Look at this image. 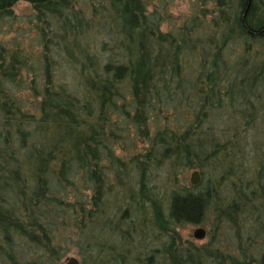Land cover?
<instances>
[{
  "label": "rangeland",
  "instance_id": "374dc122",
  "mask_svg": "<svg viewBox=\"0 0 264 264\" xmlns=\"http://www.w3.org/2000/svg\"><path fill=\"white\" fill-rule=\"evenodd\" d=\"M144 1L147 14L163 22V33L178 36L199 24L200 34L192 36L204 44L199 50L218 51L224 39L216 26L224 17L231 18L232 27H236L238 16L247 22L253 2L260 20L253 18L251 24L258 28V22H264V0H247L245 10L232 12L220 6L218 0ZM231 1L237 9L236 2ZM107 5L108 0H4L0 3V74L15 62L14 55L22 54L26 65L19 68L26 80L21 86L34 108L62 103L56 97L49 101V87L53 93L54 87L64 86L66 92L89 101L100 93L90 84L94 78L100 81L115 76L117 82L126 79L130 75L126 55L114 33ZM237 38L229 44L236 52L247 40L252 43L249 38ZM262 47L264 43H254V55ZM112 58L124 63L120 73L108 72L107 61ZM262 65L263 56L250 62L251 72L240 74L242 70L234 64L210 74L204 86L193 78V70L167 72L141 85L126 79L130 83L123 82L119 90L112 92L111 100L101 104L106 107V119L111 118L113 127L119 125L120 129L115 134H100L91 144L95 156L74 170L68 185L53 184L44 201L33 209L34 214L21 211L12 228L0 232V264H65L72 257L89 264L97 256L124 250L130 241L138 239L134 229L88 232L86 227L105 209L119 205V198L109 205L107 195L129 178L137 180L141 171L143 174V157L148 167L146 182L151 192L166 198L167 220L176 232L178 250L163 256L166 264H199L197 253L203 245L222 252L220 259L206 264H230L245 245L252 253L250 264H261L264 75L257 80L247 75L262 72ZM35 93L37 99L33 98ZM192 138L215 140L216 147L210 150V156L198 159L178 155L176 146ZM6 140L13 141L24 158H34L41 143L30 125H22L11 136L0 130V141ZM218 158L233 168L244 202V219L239 226L212 238L206 204L213 200ZM195 172L199 175L197 185L191 182ZM9 187L0 171V191ZM201 228L206 231L203 240L195 237V231Z\"/></svg>",
  "mask_w": 264,
  "mask_h": 264
},
{
  "label": "trees",
  "instance_id": "16d2710c",
  "mask_svg": "<svg viewBox=\"0 0 264 264\" xmlns=\"http://www.w3.org/2000/svg\"><path fill=\"white\" fill-rule=\"evenodd\" d=\"M218 1L220 6L230 12L245 10L247 6V0H234L237 9L231 0ZM3 2L4 0H0L1 4ZM255 8L253 2L247 22H242L238 16L236 27L231 26L230 17H224L216 26L220 38L224 39V45L218 51H212L199 50L204 44L192 38L196 33L200 34L199 24L176 36L161 31L163 22L161 19L157 22L155 17L147 14V3L144 0H108L107 5L114 33L120 39L126 55L125 66L130 74L126 79L139 85L167 72L193 70V78L204 86L210 74L227 70L234 64L242 70L240 74L249 71L250 62L264 57V47L258 55H254L251 49L254 43H264V22H258V28L251 24L253 18L260 20L259 9ZM234 35L235 38H232ZM237 36V40L249 38L252 43L247 40L240 45V52L236 47V52L235 47L229 48V44ZM212 43L215 44L214 40ZM14 57L15 62L0 74V130L11 136L22 125H30L37 132L41 143L34 158H24L13 141H0V171L10 185L8 190L0 191V232L9 231L21 211H31L34 214L33 209L44 201L53 184L68 185L74 170L95 156L91 144L100 134H115L120 129L119 125L113 127L115 125L111 124V118L106 119L107 110L102 105L105 99L111 100L112 92L119 90L123 82H129L124 77L120 82L114 80L115 76L100 81L94 78L90 84L97 86L100 93L89 101L66 92L64 86L54 87V94L49 87V101L56 97L62 99V103H48L34 108L26 100L21 86L26 78L19 67L26 65V61H22V54ZM19 62L22 64L19 65ZM260 68L262 72L247 76L253 75L252 79L257 80L259 75H264V65ZM121 69H124V63H119L115 58L108 59V72L112 70L120 73ZM33 95L37 99L36 93ZM215 147V140L192 138L178 144L175 151L178 155L193 160L200 156H210V150ZM141 163L143 174L141 171L137 180L129 178V182H125L123 186L109 191V205L113 199L118 198L119 205L114 209H105L86 227L88 232L106 228L125 232L130 228L137 232L138 239L130 241L122 251L97 256L89 264H166L163 256L177 252L176 232L167 220V200L151 192L146 182V157H143ZM127 174L126 176L129 175ZM214 174L213 200L206 204L207 221L213 228L212 238L239 226L244 219V202L238 193L233 168L223 158H218ZM227 187H232V192ZM201 208L199 202V211ZM31 226L35 224L32 223ZM251 254L246 245L240 247L236 261L233 258L230 264H250ZM221 256L220 249L203 245L197 253V260L199 264H206Z\"/></svg>",
  "mask_w": 264,
  "mask_h": 264
},
{
  "label": "water",
  "instance_id": "95a60500",
  "mask_svg": "<svg viewBox=\"0 0 264 264\" xmlns=\"http://www.w3.org/2000/svg\"><path fill=\"white\" fill-rule=\"evenodd\" d=\"M191 182L193 185H197L199 182V175L197 172H195L192 177H191ZM206 236V231L205 229L201 228V229H197L195 231V237L199 240H203ZM65 264H81L80 261L77 258H69L67 259ZM261 264H264V251L261 255Z\"/></svg>",
  "mask_w": 264,
  "mask_h": 264
}]
</instances>
